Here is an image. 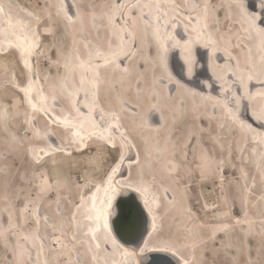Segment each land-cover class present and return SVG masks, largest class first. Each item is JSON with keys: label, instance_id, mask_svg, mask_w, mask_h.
I'll use <instances>...</instances> for the list:
<instances>
[{"label": "rangeland", "instance_id": "rangeland-1", "mask_svg": "<svg viewBox=\"0 0 264 264\" xmlns=\"http://www.w3.org/2000/svg\"><path fill=\"white\" fill-rule=\"evenodd\" d=\"M1 1L17 15L29 18L40 27L37 67L51 104V96H57L56 112L60 115L68 114L69 100L64 95L65 90L78 87L73 82L74 73L77 72L79 78L85 71L80 68V63L102 58L100 55L103 53L100 52L110 53L122 47L125 50L129 46L130 40L125 39V32L120 31L121 26L116 23L117 14L112 25L108 23V16L112 14L113 4H124L130 0H74L80 15L78 21L71 24H67L69 22L61 13L57 0ZM176 1L181 9L190 12L189 18H185L187 22L191 21L192 15L195 23L203 27L205 18H208L220 42L218 49L229 50L242 65L251 54H254L255 63L264 65V57L257 55L259 50L253 36L257 37V34L247 30L235 9L229 7L230 0ZM205 5H208L206 13ZM254 10L260 12L256 7ZM141 18L144 14L139 12L137 21L142 22ZM135 32L144 40L141 39V47L145 51L139 50L130 58L128 56L133 50L126 51L127 71L117 74L105 71L106 84L102 94L111 100L114 109L129 117L135 133L139 131L137 136L146 142L151 141V135L146 133L147 117L151 107L156 105L157 109L167 113L164 115V131L169 136L166 135L164 145L173 140L171 148L175 156L177 148H183L179 166L176 158L172 164L158 156L154 150L161 149L163 143H158L159 140L153 143L152 139L149 164L144 162L142 178L154 182L157 176L161 183L177 194L175 205L168 203L163 196L164 228L159 245L171 244L186 257L196 253L197 264H264V161L256 164L250 148L245 154L238 151L243 140L249 141L248 135L229 120L222 108L217 109L220 119H213L212 123L201 125L194 121L199 117L210 119L213 107L202 101L200 96L193 98L184 91L177 93L173 89L174 94L170 97L168 85L165 87L155 79L159 70L155 64L157 47L152 40V27L145 31L144 26L142 30L138 26ZM210 60V55L208 58L202 52L201 56L197 55L203 69L199 78L207 76L204 66ZM179 67L181 65L175 59V68ZM262 72L261 67L252 71L255 75ZM248 76L246 74V78ZM28 82L21 58L14 52L1 54L0 51V264H80L81 260L83 264H101L96 257L93 260V249L91 247L89 251L90 242L84 235L85 226L90 224L82 215L86 209L80 210L76 221H71L70 217L82 197L85 205L90 206V197L93 194L100 196L102 191L95 193V185L109 172L119 153L117 149L93 139L87 150H72L75 151L74 156L57 152L42 159L40 150L47 147L46 140H43L46 136L43 134V139H39L35 131L43 132L49 129V125L40 113L33 114L28 102L16 89ZM253 96V107L257 111L264 109V95L253 93ZM121 99L127 100L129 105H136L140 115L131 107L127 111L121 110ZM81 110L87 114V109ZM188 117L192 118L184 124L182 121ZM177 122L183 123L181 128L177 127ZM55 131L65 148L68 147L71 136L61 128L55 127ZM181 136H184L183 140ZM260 146L264 147V142ZM225 149L230 153L226 154ZM237 154L240 158L243 155L245 162ZM200 169L201 172L198 171ZM241 169L245 171L240 175ZM240 180L248 184L250 190L253 189V199L260 212L252 211L249 215L246 210L237 209V202L242 198ZM250 204L252 200L245 199L242 207L247 208ZM58 208L61 211L58 212ZM43 217H48V221ZM238 218L245 223L237 226ZM52 221L64 224L59 244L54 243L55 236L60 233H53ZM77 223L79 229L75 226ZM223 227L230 228L225 230ZM74 233L75 241L72 239ZM34 234L42 237L43 250L40 249L41 240L33 239ZM120 234L125 240L132 236V231L122 230ZM105 250L106 262L103 264L114 263L115 252L106 245ZM151 261L152 258L146 264H151ZM160 264L171 263L162 259Z\"/></svg>", "mask_w": 264, "mask_h": 264}, {"label": "bare ground", "instance_id": "bare-ground-1", "mask_svg": "<svg viewBox=\"0 0 264 264\" xmlns=\"http://www.w3.org/2000/svg\"><path fill=\"white\" fill-rule=\"evenodd\" d=\"M57 2L59 3V8L61 10V13L65 16V18H67V16L73 17V19L71 21H69L67 19L69 22L67 24H71V23L78 21V17L80 15V13L78 11L79 10L78 5L76 4V2L74 0H57ZM156 2H157V0H130L129 2H125L123 4V5H127V6L135 5V7H129L127 12H124V10L121 9V12H124V15L121 17V15L119 13H117V18H116V21H117L116 23H118L119 26L122 27L124 25L125 21H127L128 25L130 26L126 30H124V32L126 34L125 39L130 40L129 46H127L125 48V50L123 47L120 49L122 51V55H123L122 58H121L122 55H120V57L117 61V63L120 65V67L118 69H115L112 66H109L107 69H102L103 75H104L105 71L117 74L118 72L124 71V69H127V64L125 63V60L127 59V57L124 56V54H126V51H130V49L133 50L132 53L129 54V56H128L129 58L132 57L133 55H135L137 53V51L139 53V50H142V52L145 51L144 47H141L142 46L141 45L142 37L138 36L135 31H136V28H138V26L141 28V30L144 26L145 31L149 26H151L153 29V34H154L152 40H153L154 44L156 45V47L158 46L159 40L167 39L168 35H173V36H176L177 39H182V40L188 39L189 37L196 38L197 36H199L202 41L209 42L212 46H214L217 49V52H216V55L214 58L213 56H211L210 48H205V47H202L200 45H197V47H196L197 55L200 54V56H201V52H202V53H204L205 58H208L210 55L211 60H210V63H207V61L205 62L204 69L206 70V74H207L206 77L199 78V74L201 73V71L203 69L199 64L200 62H198L199 66H198V69L196 71V74L190 80L181 71V69L183 67V61L180 58L179 50L174 49L170 52V54H169V67L172 70L171 64L173 65L175 72L178 73V75H180L184 79V81H182V82H184L187 87L195 89L197 92L202 93V95H204V96H213V97H217V98H220L221 96L230 97L231 90H237V94H242L243 89L240 88V86L237 83H235V81H236L238 76H242L245 78V80H247L246 74H249L252 76V80L248 81V89H249L250 94H252V96H253V93L254 94H256L257 92L264 93V91L262 90V89H264V65H260L258 63H255V57H253L254 54H251V56L248 58L246 64L242 65V63L238 59H235L233 57V54L229 50L218 49L219 48L218 45L220 46V42H219L218 38L215 36V34L213 33V31L209 25L210 22H209L207 17L205 18V23H204L203 27H199V25L197 23H195V19L192 15L190 17L191 21L189 20V22H187L185 20V18H189L188 13H190V12H188L187 10L181 9L179 7L178 1H176V0H159V2H160V11L159 12H157L155 7H152V8L147 7V5H155ZM0 3H2L5 6V13H0V47L3 48V51H1V54L14 52L21 58V65L27 73V78H28L29 82L32 84V89H33L32 93H31L32 102L37 104V107H40L43 104V101L41 99L42 92H43L44 96L49 97V95H47V93L44 90V83H43V80L39 74V70L37 67V59L39 57V50H40V43H41V41H40V39H41L40 27L38 26V24L34 23L29 18H27V17L23 18L21 16V14L17 15L3 1L0 0ZM252 4H255L256 9L258 11H260L259 0H250V5H252ZM143 7H145V8H143ZM139 12L144 14V18L143 19L141 18L142 22L137 21L139 18ZM65 13H67V16L65 15ZM153 14H156L155 17L153 16ZM149 15H150V17H149ZM157 17H159V19H157ZM148 22L150 24H148ZM157 28L159 29L158 33H157ZM120 31H121V29H120ZM147 32H148V30H147ZM24 33H27L30 41L33 38V34H35L34 38H35L36 47L33 49L32 55L27 57L29 65H30L29 69L24 68L23 58L21 57L20 52L15 48H9L8 47V41L15 42L17 40V37H21V39H22ZM129 33H131V35H129ZM253 36L255 37L254 40H256V45H257V48L259 50V54H257V55L264 57V46H262V38L258 35H257V37L255 35H253ZM251 39H253V38H251ZM143 42H144V40H143ZM168 42L171 43L170 40ZM123 51H125V53ZM100 53H103L102 55H100V56H102V58L100 57L98 59H95L93 61V63L103 64V57L109 55V52L108 53L100 52ZM197 55H196V57H197ZM175 56H176V58H175ZM175 59H176V61H178L180 63L181 68L180 67L175 68ZM201 59H203V58H201ZM201 59H200V61H201ZM213 61L215 64L216 73L218 75L223 76L222 81L217 80L216 77H214L212 74L213 68L210 67V65L213 64ZM178 65H177V67H178ZM228 65L230 67L231 66L232 67L228 68ZM256 67L257 68L261 67L263 72L258 73L256 75L253 74L252 71L256 70ZM229 70H231V71H229ZM175 72H173L174 75H175ZM84 73L86 76L91 75L90 72L84 71ZM79 80H80V77L78 78V73L77 72L74 73V75H73L74 84L79 86ZM188 83H190V85ZM209 83L212 84V87L210 89L206 87V85ZM222 83L225 84L226 87H229L230 91H223L221 88ZM27 84L18 85V87L16 88L18 91H20V93L23 95V97L25 98L26 101H27V98L24 96V93L20 89L22 87H27ZM102 88H103V85L101 87V97H102V99H107L106 96L104 94H102ZM168 88H169L168 94L170 97H172L174 94L173 89H175V86L172 84H168ZM254 97L255 96H253V100L251 101V105L253 104V102L255 100ZM199 98L202 101L207 102L209 104L208 106H212L213 112H212L210 119H207V118L204 119V118H200L198 116L200 119L195 118L193 120L196 122L199 121L201 125H204L205 123L206 124L212 123L213 119H215V120L220 119L221 116L219 115L217 109L220 107L224 110V108L219 106V105L213 106L214 101H212V100L202 99L201 96ZM259 98H258V101L262 102V101H260L261 98H260V100H259ZM175 99H176V97H175ZM47 103H48V105H51L50 98L48 99ZM248 104H249V102L247 100L242 102V105H248ZM251 105L248 107L247 111H244L242 108V114L247 119V122L252 125L253 130L252 131L242 130L244 132V134L248 135L249 141L243 140L244 143H242V146L238 149V151H240V152L242 151L243 154H245L247 152V149L250 148V151H251L252 155L254 156V159L256 160V164H259V163L262 164L261 162L264 161V147L260 146L261 145L260 134H264V126H262L259 122L252 119L251 110H252V108H254L253 107L254 105H252V106ZM194 106H195V104H194ZM181 107H182V105H181ZM115 110H117V109H115ZM168 112H170V111H168ZM166 114H167L166 112H163L162 110L157 109L156 111H150V113L147 117L148 127H147L146 133H147V135H148V133L151 135V141L153 139V143H156L154 140H157V141L159 140L158 143L159 142H162V143L166 142V135L169 136V134H167L168 132L166 133L164 131L165 126H166L165 125ZM40 115L43 116L42 114H40ZM96 115L98 117L99 113H96ZM119 115H120V122H119L120 126H119V128H113L112 129V135L116 139V142L118 141L120 143V134L123 133L127 137L128 141L132 145H134V147L125 151V163L123 165H121L120 172L117 173V175L114 177V182H121L124 184L130 183L133 185L140 184L143 187H146L148 189V192L146 193V195L148 196L149 200L151 201L153 198H155L156 205H158V207L154 206V212L156 215V230L155 231L152 230V215L149 214L148 209L144 206L143 200H142L140 194L133 192L130 189H125L117 197V203L120 205V207H116L114 205V211H113V215L111 217V220L113 222V233L112 234H113V236H115L116 241L119 245H121L123 248L128 249L131 252L137 253V255L127 257V258L123 257L121 251L118 249H114L112 243L106 239L103 230H100L96 233V240L95 241H91L90 237H87L88 241L91 243V247L93 249L94 256L96 257V259L101 264L105 263L106 262V260H105L106 259L105 245H106V247L108 249H111L112 251H114L116 256H117L114 263H111V264H131L132 261H138L139 264H146L150 261V258H152L151 264H160L162 259L170 262L171 264H175L173 262V260L176 261V263H178V264H182L183 259L190 260L191 264H197L196 253H194V255L192 257H186L176 247H173L175 254H173V252H161V251H151V250H145L142 254L139 253V250L144 248L146 244L148 245V249H151L152 247L161 246V245H159V242L163 238V228H164L163 209L165 207L164 202H163V198L165 197V199H166V201H168V203L175 205L177 203V194L172 190V188L168 187L166 184L164 185L163 183H161L160 179H158L157 176L154 177V180H155L154 182L156 184H154V182H152L151 180H146V179L142 178V175H143L142 172L144 170V165H145L144 162L147 161L149 164L150 159H149L148 152L149 151L151 152V149L153 150V148L151 147L152 145L150 143L151 141H149V142L148 141L147 142L142 141V139L139 138L140 136L139 137L137 136L139 131H137L138 133L136 134L135 131L133 130V128H135V127H133V125L131 126V122L129 120V117H125L122 112H119ZM73 118H75V114H73ZM191 118L188 117V119H186L185 121H182V122H184V124H186L187 121L191 120ZM229 120H231V118H229ZM45 122H47L49 125L48 131L49 132H55V135L46 136V138L43 139L42 137H44V135H43L44 131L40 132V133L38 131H35V135L37 137H39V139L46 140L47 147L45 146L44 150L48 151L50 147H55L56 145H63L64 146L63 142L58 138V136L56 134V131H55L56 126L51 125L47 119ZM182 124H181V122L180 123L177 122V127L181 128ZM61 129H63V128H61ZM85 130H86V132L91 131V128L86 125ZM180 132H182V131H180ZM240 136H242V135H240ZM183 137H182V140L184 139ZM242 137H244V136H242ZM73 139H74L73 137H70L68 147H66V148H70L71 152H72V150L77 148V144L72 142ZM93 139H95V138L87 139L86 140V146L80 147L82 152L88 149L89 144ZM172 143H173V140L168 141V144H166V145H164V143H163L162 148L161 149L158 148V149L154 150V152H156L158 154V156H160L161 158L164 157L165 159L170 160V162L172 164L174 163L173 161L176 158L177 159V165L179 164V166H180L181 165L180 164L181 158H183V156H182L183 148H180V149L177 148V156H175L176 153L171 148ZM39 144H41V143H39ZM144 147H145V149H144ZM74 152L75 151H73L71 153L73 156L75 155ZM225 152H226V154H227V152L230 153L229 150H226V149H225ZM58 153H61V152H58ZM52 155L53 154H48V155L41 154V158L46 159V158L51 157ZM238 157L240 158L239 155H238ZM137 160L139 161V163H137ZM240 160L245 162V157L242 155V158H240ZM229 170L233 171L232 168H229ZM198 171L201 172L202 170L200 169ZM242 171H245V170L244 169L239 170L240 175L243 174ZM239 178H240V176H238V179ZM240 182H241V186H242L241 187L242 188L241 189L242 198L240 201L238 200V202H237V209L239 211L246 210V212L249 215H251L252 211L260 212L261 211L260 208L257 206V204H255V199H253V195H252L254 192L253 189L250 190L249 185L244 184L242 182V180H240ZM103 198H104V193L102 191L100 196L97 197V201L99 202ZM245 199H247L249 201L252 200V204H250V206H248L247 208L242 207V203L245 201ZM122 204H124V205H122ZM239 204H241V205H239ZM129 206H135L137 209V212H138V220L136 222L135 227H133L132 230L138 231L140 229V225L142 224L140 231H138L140 234L141 231L143 230L142 229L143 224L147 223V226H146L147 230L145 232L144 237L141 239V244L138 247L132 246L131 245L132 240H130V242H128L129 240L128 239L124 240V238H122V236L120 234L122 230L126 231V230L130 229L127 226V222L125 219V216L127 214L126 211H128ZM123 208H125V212L122 214ZM237 221H238L237 226H240L243 223H245L242 219H239V218L237 219ZM223 228L225 230H229L230 227H227V228L223 227ZM133 236H134V234H133ZM138 236H141V235H138ZM96 244H99V248H96ZM159 257H161V258H159ZM171 259H173V260H171Z\"/></svg>", "mask_w": 264, "mask_h": 264}, {"label": "snow or ice", "instance_id": "snow-or-ice-1", "mask_svg": "<svg viewBox=\"0 0 264 264\" xmlns=\"http://www.w3.org/2000/svg\"><path fill=\"white\" fill-rule=\"evenodd\" d=\"M63 7V6H62ZM112 14L108 16V23L110 25L114 24V15L119 13L121 17L124 15V12L128 11L129 7H135V5L127 6L123 4H113ZM147 7H155L157 12L160 11V2L157 0L155 5H147ZM229 7L235 9L241 22L247 25V30L249 32H255L258 36L262 38V46H264V0H259L260 12L257 13L254 9L255 4L250 6L249 0H230ZM121 9L124 12H121ZM251 9V10H250ZM205 13L207 12V5H205ZM0 13H5V6L0 3ZM67 16V13H65ZM67 19L71 21L72 16H67ZM159 19V17H157ZM147 23V22H146ZM23 27V26H22ZM130 27L125 21L124 25L121 27V30L124 31ZM159 29L157 28V33ZM15 35V34H14ZM131 35V33H129ZM35 34L30 41L27 33H24L23 38L17 37L15 42L8 41L9 48H15L20 52L21 57L23 58L24 68L29 69L30 65L27 57L32 55L33 49L36 47L35 43ZM171 41L169 43L168 41ZM123 42V41H122ZM200 45L205 48H210L211 56L215 57L217 49L212 46L209 42H204L200 39L199 36L196 38L189 37L188 39H177L176 36L168 35L167 39L159 40L155 58L156 68L159 70V75L156 77V81L164 85L165 87L168 84L175 86V91H184L190 96L196 97L201 96L202 99L214 101V106L219 105L224 108L228 116L231 118L232 122L236 124L241 130L252 131V125L247 122V119L242 114V108L244 111H247L248 107L251 105L253 100L252 94H250L248 89V81L252 80V76L249 75L247 80L244 77L238 76L235 83H237L240 88L243 89L242 94H237V90H231L230 97L221 96L220 98L213 96H204L202 93L197 92L195 89L187 87L182 79H177L176 75L173 74L172 70L169 67V54L172 50H179L180 58L183 61V67L181 71L184 75L190 80L195 76L198 69V61L196 57V47ZM0 51H3V48L0 47ZM100 54L98 53V56ZM122 51L118 48L116 50L110 51L108 56L103 57V64L93 63L92 60H89L87 63L81 62L80 68L84 69L86 72H90V76H86L84 72L80 75L79 86L74 87L71 91L65 90L64 95L69 100V109L67 115H60L56 112L58 107L56 104L57 96L53 94L51 96L52 104L48 105L47 101L49 97L42 96L41 99L43 104L40 107H37V104L32 102L31 93H32V84L29 82L27 87H22L20 90L24 93V96L27 98V102L33 112V114L40 113L44 118L48 120L51 125L56 126L57 128H63L65 133L73 137V143L77 144V150L80 147L86 146V140L95 138L98 142H103L104 144L110 146L112 149H117L119 155L118 160L114 162V165L110 168L109 172L105 174L103 178L95 185V193L103 191L104 198L97 201V197L93 194L91 199L90 206H86L84 202V197L81 198V202L76 206L75 211L70 217L71 221H76L77 214H80L81 209H86L82 214L84 218L91 223L86 225V231L84 232L85 236L90 237L91 241L96 240V233L100 230H103L105 237L113 245L114 249L121 251L123 257H131L137 255L135 252H131L126 248H123L116 241L115 236H113V222L111 217L114 211V205L120 207L117 203V197L125 189H130L133 192L139 193L144 206L148 209L150 215H152V230H156V215L154 212V206L156 205L155 198L151 201L149 200L146 193L148 189L143 187L140 184H124L121 182H114V177L121 170V165L125 163V151L134 147L127 137L121 133L120 134V143L119 147L117 146L116 139L112 135L113 128H119L120 124V115L117 110L111 106L110 99H102L101 97V87L106 84L105 77L103 75L102 69H107L109 66H112L115 69H118L120 65L117 63ZM213 68V76L217 80L222 81L223 76L218 75L215 71V64L210 65ZM127 71V69H124ZM207 88H211L212 84H207ZM223 91H230L229 87H226L225 84H221ZM81 93L83 95L81 96ZM257 95H264V93L257 92ZM247 100L248 105H242V102ZM120 109L127 111L129 107L132 108L134 112H137L136 105H129L127 100L121 99L119 101ZM87 109V114H85L81 109ZM157 108L153 105L150 111H156ZM72 113H75V118H73ZM96 113H99L97 117ZM137 115H140L137 112ZM251 117L253 120L259 122L264 126V109L257 111L255 108L251 110ZM35 118V115H34ZM89 126L91 131L85 130V126ZM45 136L55 135V132H49L46 128L44 130ZM261 142H264V134H260ZM41 154H55L57 152H63L66 155H71L70 148H65L62 145H56L55 147H50L48 151L44 149L40 150ZM36 163H39L37 160ZM137 163L139 161L137 160ZM61 211L58 208V212ZM123 214V210H122ZM47 222L48 217H43ZM127 226L133 228L136 225L138 220V212L135 206H129L127 214L125 216ZM39 223V220L37 221ZM53 233L59 232L60 235H56L54 243L59 244L61 237L63 235L64 224L61 221L59 225L57 222L52 221L51 225ZM76 228L79 229L80 225L77 223ZM28 239V237H25ZM33 239L41 240L40 249L43 250L44 244L41 237L34 234ZM72 239L76 240L75 233L72 236ZM89 251H91V243H88ZM96 248H99V244H96ZM145 250L151 251H161V252H173L175 254L173 246L171 244L165 243L158 247H152L148 249L146 244L144 248L139 250V253L142 254ZM37 259H39V253H37ZM93 260L95 256L93 255ZM47 264V262H45ZM80 264H83V261H80ZM131 264H139L138 261H132ZM182 264H191V261L188 259H183Z\"/></svg>", "mask_w": 264, "mask_h": 264}, {"label": "water", "instance_id": "water-1", "mask_svg": "<svg viewBox=\"0 0 264 264\" xmlns=\"http://www.w3.org/2000/svg\"><path fill=\"white\" fill-rule=\"evenodd\" d=\"M175 58H176V56H175ZM171 68H172V71L173 72H175V70H174V67H173V65L171 64ZM175 75H176V77L178 78V79H182V81H184V79L180 76V75H178V73H176L175 72ZM208 79V78H207ZM189 85H190V83H188ZM124 205V204H123ZM125 212V208H123V213ZM127 212V211H126ZM142 225V224H141ZM141 225H140V229H141ZM146 226H147V223H144L143 224V230L141 231V233L139 234V232L138 231H140V229L138 230V231H136V230H132V228H130L131 229V231H132V236H131V238H128V242H130V240H132L131 242H132V244H134L136 247H138L140 244H141V239L144 237V235H145V232H146V230H147V228H146ZM133 234H134V236H133ZM138 235H141V236H138ZM125 240H127V239H125ZM131 244V245H132ZM152 257V256H151ZM161 258V257H160ZM169 258V257H168ZM171 260H173V259H171ZM173 262L175 263V264H178V263H176V261H174L173 260Z\"/></svg>", "mask_w": 264, "mask_h": 264}]
</instances>
